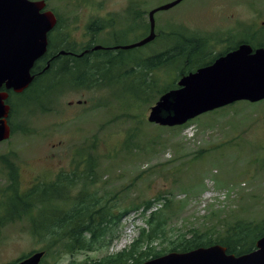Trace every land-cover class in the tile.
Segmentation results:
<instances>
[{"label": "rangeland", "instance_id": "obj_1", "mask_svg": "<svg viewBox=\"0 0 264 264\" xmlns=\"http://www.w3.org/2000/svg\"><path fill=\"white\" fill-rule=\"evenodd\" d=\"M46 1L64 17L63 28L54 37L66 33L70 42L77 41L80 52L93 40L88 29L76 27L80 7L98 10L99 22L107 25L94 36L96 45L113 44V38L130 44L148 34L150 11L173 0ZM130 8L133 13L125 14ZM136 11L141 13L137 23ZM116 13L120 14L111 28L109 18ZM155 19L157 39L123 54L126 66L122 68L104 63L110 69L106 81L101 77L90 88L61 83L38 104L29 99V92L14 99L16 109L9 121L16 129L0 143L1 197L13 193L16 181L24 193L35 183H52L62 173L81 170L85 173H78L77 192L82 182L92 180L93 193L107 206L113 204L117 216L124 213L121 223L113 227L118 238L110 248L104 242L96 250L57 257L50 253L42 264L84 263L120 251L138 238L141 228H149L148 203L166 220L165 232L154 240L155 251L167 250L182 236L225 241L238 223L251 228L264 223V100L237 102L182 127L164 128L148 122L159 90L135 98V83L139 85L146 73L138 65L141 60L169 50L185 51L192 38L210 37V51L218 54L231 45V35L237 42L264 27V0H184L156 13ZM177 59L149 73L148 81L155 80L159 89L176 82L185 63ZM124 76L133 83L120 79ZM52 82L49 78L48 86ZM76 190L64 193L63 199L66 194L76 195ZM4 213L2 205L0 264H13L46 249V241L32 232L31 215L6 222Z\"/></svg>", "mask_w": 264, "mask_h": 264}, {"label": "trees", "instance_id": "obj_2", "mask_svg": "<svg viewBox=\"0 0 264 264\" xmlns=\"http://www.w3.org/2000/svg\"><path fill=\"white\" fill-rule=\"evenodd\" d=\"M229 38L228 42L231 45L226 49L227 52L235 49L239 43H249L255 47H264V27L254 34L243 35L239 42H235L236 36L231 35ZM209 43H212L210 37L209 39L192 38L186 45L187 50L181 51V53L169 50L141 60L138 65L142 66L143 71L146 73L139 85L135 83L138 87L135 98H142L141 96L147 94L152 89H158L160 95L168 89L175 87L174 82L163 89H159L155 80L148 81L151 75L149 73H154L156 69L167 67L174 58H178L179 61L185 60L181 70L182 74L192 72L200 66L212 63L216 56L212 55V53L207 54L206 49L210 48ZM201 50H203L202 55L200 54ZM206 54L208 55L207 57ZM98 55L100 56L101 54L98 53ZM100 57L97 61H94V59L91 61L87 55L78 61L70 63H62V61L56 59L52 61L50 68L45 72H41L40 64L37 63L33 71L36 78L32 87L20 95L10 92L12 96L9 102L12 109L14 111L16 109L15 97H22V95H26L29 92V99L38 104L41 101L40 98L46 95L47 91L56 90L61 83L66 84L67 81H69L68 83L71 84V87L75 88L93 87L101 77V80L106 79L105 76L110 71V69L104 68L106 66L104 63L111 65L118 64V68L126 66L123 62L126 58L122 56L111 58L109 63L105 57ZM127 59L134 60L129 55ZM42 61L40 62L41 64ZM49 78L53 80L50 86H48ZM120 79H126L130 83H133L126 76ZM41 81H44L47 85L39 89L37 85ZM78 173L80 172L77 171L72 174L62 173L56 181L49 184H38L23 195L19 194L18 185H16V189L14 190L17 200L10 204V206L14 205L13 208L17 211L24 208L25 213L32 217L34 216L33 209H37V215L33 217L35 223L34 235L46 241L47 254L50 255L51 253L53 257L60 256L64 252L73 253L80 250L100 249V247L104 246V242H107L108 246L116 237L110 229L116 226L120 222L121 217H123V214L117 216L113 204L110 207L107 206L102 197H98L93 193V190L87 186V182L81 184L78 193L75 189V186L81 179ZM91 184H93L92 180ZM74 190L77 192L76 195L70 197L69 194H66V198L63 199L64 193ZM61 199L67 203V206H64L65 209L59 206V201H56ZM151 205V203H148L146 210L151 208ZM20 215L21 212L17 214L18 218H20ZM149 218L147 221L149 228H141L138 238L120 252L107 254L98 260L77 264H142L148 259L158 257L170 251L187 252L212 244L210 240L204 239L203 236L195 235L191 238L182 236L172 241L170 243L171 247L167 250L155 251L153 247L154 240L165 232L166 220L162 218L161 212L157 213V211L152 212ZM262 236H264V223H259L254 228H251L247 224L238 223L235 228L227 232V239L225 241L221 240L218 243L226 246L228 253L241 255L255 249V242Z\"/></svg>", "mask_w": 264, "mask_h": 264}, {"label": "water", "instance_id": "obj_3", "mask_svg": "<svg viewBox=\"0 0 264 264\" xmlns=\"http://www.w3.org/2000/svg\"><path fill=\"white\" fill-rule=\"evenodd\" d=\"M175 0L151 11V33L144 40L124 47L142 46L155 38L154 14L176 6ZM45 3L31 0H0V90L22 93L33 82L35 62L47 50V34L56 22L51 12L42 13ZM178 89L168 91L151 108L149 121L176 126L200 114L240 100L264 99V48L248 44L228 52L211 65L184 76ZM8 93L0 91V141L10 136ZM251 253L235 256L214 245L186 253L172 252L143 264H264V238ZM44 252H37L20 264H39Z\"/></svg>", "mask_w": 264, "mask_h": 264}, {"label": "flooded vegetation", "instance_id": "obj_4", "mask_svg": "<svg viewBox=\"0 0 264 264\" xmlns=\"http://www.w3.org/2000/svg\"><path fill=\"white\" fill-rule=\"evenodd\" d=\"M80 11L77 13L78 19H79V23L76 25V27H80L81 25L83 26V29H88L91 25L95 24L96 22H99L100 17L97 16L98 10L96 9H91V8H87V7H80ZM83 9H86L85 11H83ZM58 23L55 26V28L50 32L49 34V45L48 47H50L52 50L49 54H47L44 58V67L45 66H49L50 62L54 61V60H59V59H64L67 62H74V61H78L80 60V58L82 56H89V58L91 56H95V55H90L92 49L88 48L85 49L83 53L78 52V48L76 47L77 45V41L74 40L73 42H70L68 40V36L67 34H62L61 38H59V36L57 37H53V39H51L52 35L55 34V32L57 31V33H60V31L63 28V15L60 13V15H58L57 12H55ZM138 14V18L140 17V12H137ZM65 20V19H64ZM116 47V45H114ZM122 46V45H121ZM112 48V47H110ZM123 49H121L120 51H122ZM64 61V62H65ZM5 198L1 197L0 195V201L3 200Z\"/></svg>", "mask_w": 264, "mask_h": 264}]
</instances>
